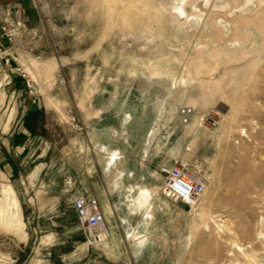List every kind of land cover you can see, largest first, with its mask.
<instances>
[{
  "label": "rangeland",
  "instance_id": "1",
  "mask_svg": "<svg viewBox=\"0 0 264 264\" xmlns=\"http://www.w3.org/2000/svg\"><path fill=\"white\" fill-rule=\"evenodd\" d=\"M0 20L15 31L0 126L61 121L74 136L96 113L130 120L118 142L147 155L33 156L40 175L23 185L21 170L0 166L22 223L21 233L0 223V264H264V0H0ZM120 157L132 176L109 167ZM181 161L205 180L191 209L163 197L155 173ZM75 196L105 211L104 242H87Z\"/></svg>",
  "mask_w": 264,
  "mask_h": 264
},
{
  "label": "crops",
  "instance_id": "2",
  "mask_svg": "<svg viewBox=\"0 0 264 264\" xmlns=\"http://www.w3.org/2000/svg\"><path fill=\"white\" fill-rule=\"evenodd\" d=\"M3 18L4 16L2 20ZM36 109H40V106L34 110ZM95 115L96 113L91 120L81 122L82 129L74 136L68 134L72 126L61 121H44L41 127H32L25 121L4 123L0 126V166L8 176H13L14 173L18 175V171L21 170L19 178L23 185L24 181L29 183L31 177L40 175V170H37L38 164L33 165L32 169H28L26 164L27 161L33 163L31 160L33 156H147L146 153L133 155L128 151V149L131 150L130 145L124 146L118 142L120 136L127 137V130L131 127L130 120L115 119L107 123L98 120L100 117ZM58 127L66 129L67 132L61 131L57 136H51L50 130ZM121 159L122 157L109 167L116 171L118 178L132 176L133 173L130 170L118 168ZM27 169L28 171H25ZM143 172L148 175L146 168L140 171L141 176ZM101 211L105 218V211L102 208Z\"/></svg>",
  "mask_w": 264,
  "mask_h": 264
},
{
  "label": "built area",
  "instance_id": "3",
  "mask_svg": "<svg viewBox=\"0 0 264 264\" xmlns=\"http://www.w3.org/2000/svg\"><path fill=\"white\" fill-rule=\"evenodd\" d=\"M14 40L15 31L11 24L6 20L2 21L0 23V62L8 68L14 61L9 51ZM14 73L22 81L26 94L32 96V103L34 104L36 96L33 92L32 80L26 72L18 68L15 69ZM7 78L8 76L5 77V79ZM190 112L188 109L180 111L183 123L187 122ZM71 123L74 129H80V125L76 123L74 118H72ZM155 173L161 178V195L169 198L172 202L183 203L190 209L195 206L205 191V180L199 175V165L196 163L189 164L186 161H181L173 166L160 165L155 169ZM70 203L87 242H104L107 237L103 235L106 221L97 199L93 196H75Z\"/></svg>",
  "mask_w": 264,
  "mask_h": 264
},
{
  "label": "bare ground",
  "instance_id": "4",
  "mask_svg": "<svg viewBox=\"0 0 264 264\" xmlns=\"http://www.w3.org/2000/svg\"><path fill=\"white\" fill-rule=\"evenodd\" d=\"M202 1L206 2L207 0H202ZM177 14L181 18L185 16V13L183 12L182 9L179 10ZM150 197H151L150 191L146 189H140L137 200L141 203L148 204ZM0 223L9 225L14 230L15 233H21L22 223L20 219V209H19L18 201L14 195V191L9 184L3 185L0 189ZM108 234L109 232H108L107 224H105V227L103 229V235L108 236ZM231 245L234 249H236L241 253L244 250L243 247L238 246L234 242Z\"/></svg>",
  "mask_w": 264,
  "mask_h": 264
},
{
  "label": "trees",
  "instance_id": "5",
  "mask_svg": "<svg viewBox=\"0 0 264 264\" xmlns=\"http://www.w3.org/2000/svg\"><path fill=\"white\" fill-rule=\"evenodd\" d=\"M37 111L35 110L34 112H32L29 117H32L33 118V121H35L34 119L37 117Z\"/></svg>",
  "mask_w": 264,
  "mask_h": 264
}]
</instances>
